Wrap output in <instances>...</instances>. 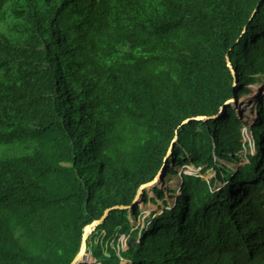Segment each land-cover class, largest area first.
Masks as SVG:
<instances>
[{"label": "trees", "instance_id": "trees-1", "mask_svg": "<svg viewBox=\"0 0 264 264\" xmlns=\"http://www.w3.org/2000/svg\"><path fill=\"white\" fill-rule=\"evenodd\" d=\"M8 2L0 264H72L94 223L79 264H264V94L240 166L234 102L264 76V0ZM190 165L171 205L157 179ZM151 185L163 206L134 229Z\"/></svg>", "mask_w": 264, "mask_h": 264}, {"label": "rangeland", "instance_id": "rangeland-1", "mask_svg": "<svg viewBox=\"0 0 264 264\" xmlns=\"http://www.w3.org/2000/svg\"><path fill=\"white\" fill-rule=\"evenodd\" d=\"M14 8H15V3L8 2L3 8L0 9V38H5L14 44H22L23 42L22 31H23L24 21L23 19H17L13 15ZM256 78L258 79L257 83L254 86L249 87V89H251L250 95L243 96L241 98L237 97L236 99H234V102L237 105V111L239 113L238 115L242 117V120L245 123L241 132L243 133V141L246 144V149H244V152L242 153L244 157L242 159L243 160L242 163L238 164L239 166L245 165L250 162L247 156L259 155V149L257 148V142L255 140L256 136L253 135L252 127L255 124L254 121L258 118L257 104L259 101L257 102L256 99H254V96H259V98L261 99L262 95L264 94V89L261 91V93L260 90H257V87L259 86L258 84L262 83L264 85V76L258 75L256 76ZM253 102L255 104L252 105ZM249 106L251 107V109ZM234 112L237 113L236 111ZM251 116H253V122L251 120ZM228 167H230L229 168L230 170L233 169L236 170L237 165L228 164ZM173 168H175V166H173ZM176 171H178L176 174H171L169 177L160 176L159 179H157L158 182L157 186L160 187V189H162L165 196L167 197L166 201L171 205H174L175 200L174 199L172 200L170 195L172 194V190H177L179 188L182 175L187 173L189 174L197 173L200 170L190 165L187 166V168H183L182 166L176 169ZM210 173L211 174L209 177H216L214 170L210 171ZM154 188H155L154 185L147 186L145 187L143 193L146 191V194L149 195L150 199L158 202V205H153L152 203L149 204V202L146 203L140 200L138 203L140 213L137 219H134L133 216H129V221L134 229L144 226L146 217H148L152 212H160L159 207L163 206L162 200H160L155 195ZM130 241H132V238L123 235L119 239L118 244H116V247H118L122 251H125L128 249V243ZM91 260L92 257L88 254L86 258H83L81 260V262H89ZM123 264H131V263L126 261Z\"/></svg>", "mask_w": 264, "mask_h": 264}, {"label": "water", "instance_id": "water-1", "mask_svg": "<svg viewBox=\"0 0 264 264\" xmlns=\"http://www.w3.org/2000/svg\"><path fill=\"white\" fill-rule=\"evenodd\" d=\"M200 120H202V119H200ZM160 176H164V173H163V175L161 174ZM136 202H138V199L135 201V203ZM116 210H118V209H116ZM109 214H110V212L107 213V216L106 217H108ZM98 224L99 223H94L93 225L89 226L86 229L85 238H84V245L82 247V250H81L80 254L77 256V258L75 259V261L72 264H79L83 258H86L88 256L87 239H88L89 234H91V232L96 229V227H97Z\"/></svg>", "mask_w": 264, "mask_h": 264}, {"label": "bare ground", "instance_id": "bare-ground-1", "mask_svg": "<svg viewBox=\"0 0 264 264\" xmlns=\"http://www.w3.org/2000/svg\"><path fill=\"white\" fill-rule=\"evenodd\" d=\"M260 100V98L258 97L257 99H256V101L258 102ZM258 105V104H257Z\"/></svg>", "mask_w": 264, "mask_h": 264}, {"label": "clouds", "instance_id": "clouds-1", "mask_svg": "<svg viewBox=\"0 0 264 264\" xmlns=\"http://www.w3.org/2000/svg\"><path fill=\"white\" fill-rule=\"evenodd\" d=\"M257 110H258V108H257ZM186 166H183V168H185Z\"/></svg>", "mask_w": 264, "mask_h": 264}, {"label": "built area", "instance_id": "built-area-1", "mask_svg": "<svg viewBox=\"0 0 264 264\" xmlns=\"http://www.w3.org/2000/svg\"><path fill=\"white\" fill-rule=\"evenodd\" d=\"M185 168H187V167H185Z\"/></svg>", "mask_w": 264, "mask_h": 264}]
</instances>
